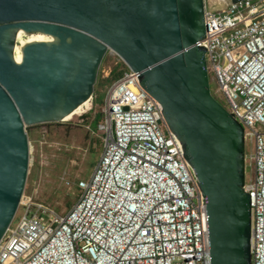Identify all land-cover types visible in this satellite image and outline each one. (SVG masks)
<instances>
[{"label": "water", "instance_id": "95a60500", "mask_svg": "<svg viewBox=\"0 0 264 264\" xmlns=\"http://www.w3.org/2000/svg\"><path fill=\"white\" fill-rule=\"evenodd\" d=\"M205 34L203 0H0V241L24 193L25 129L89 101L113 53L160 105L193 171L209 264H251L244 132L210 91Z\"/></svg>", "mask_w": 264, "mask_h": 264}, {"label": "built area", "instance_id": "2783aa9c", "mask_svg": "<svg viewBox=\"0 0 264 264\" xmlns=\"http://www.w3.org/2000/svg\"><path fill=\"white\" fill-rule=\"evenodd\" d=\"M203 3L212 95L250 142V256L264 264V0ZM90 113L100 115L102 150L76 185L78 199L58 215L23 196L0 241V264H209L205 200L138 75L124 66Z\"/></svg>", "mask_w": 264, "mask_h": 264}, {"label": "rangeland", "instance_id": "374dc122", "mask_svg": "<svg viewBox=\"0 0 264 264\" xmlns=\"http://www.w3.org/2000/svg\"><path fill=\"white\" fill-rule=\"evenodd\" d=\"M122 69L117 56L108 53L103 59L94 86L92 111L97 113L103 105L115 75ZM213 93L214 83L209 81ZM224 107V102L220 100ZM83 115V114H82ZM100 119V115L95 118ZM93 114L73 116L60 123L42 124L25 129L29 146V165L23 198L43 204L64 215L80 195L77 183L87 180L102 150V140L93 126ZM250 142L245 140L248 158ZM245 174H249L245 160ZM16 221V219L14 220Z\"/></svg>", "mask_w": 264, "mask_h": 264}, {"label": "bare ground", "instance_id": "6f19581e", "mask_svg": "<svg viewBox=\"0 0 264 264\" xmlns=\"http://www.w3.org/2000/svg\"><path fill=\"white\" fill-rule=\"evenodd\" d=\"M89 109V101L85 102L81 106H79L76 110H74L69 116H67L63 121L70 120L73 116H80L85 113Z\"/></svg>", "mask_w": 264, "mask_h": 264}, {"label": "trees", "instance_id": "16d2710c", "mask_svg": "<svg viewBox=\"0 0 264 264\" xmlns=\"http://www.w3.org/2000/svg\"><path fill=\"white\" fill-rule=\"evenodd\" d=\"M123 70H124V66L122 65V69L115 75L114 80H116L122 74ZM93 123H94L93 126H96L97 121L95 120L93 121Z\"/></svg>", "mask_w": 264, "mask_h": 264}]
</instances>
